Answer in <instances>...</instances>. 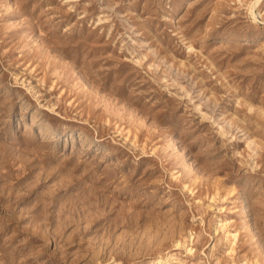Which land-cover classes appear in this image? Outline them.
Here are the masks:
<instances>
[{"label": "rangeland", "instance_id": "1", "mask_svg": "<svg viewBox=\"0 0 264 264\" xmlns=\"http://www.w3.org/2000/svg\"><path fill=\"white\" fill-rule=\"evenodd\" d=\"M0 264H264V0H0Z\"/></svg>", "mask_w": 264, "mask_h": 264}, {"label": "bare ground", "instance_id": "2", "mask_svg": "<svg viewBox=\"0 0 264 264\" xmlns=\"http://www.w3.org/2000/svg\"><path fill=\"white\" fill-rule=\"evenodd\" d=\"M254 6V5H253ZM182 245V244H181ZM177 246H179V245H177ZM191 252V251H190Z\"/></svg>", "mask_w": 264, "mask_h": 264}]
</instances>
